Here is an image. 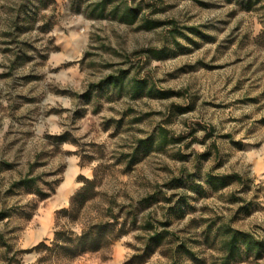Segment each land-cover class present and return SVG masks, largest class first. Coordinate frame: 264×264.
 I'll return each mask as SVG.
<instances>
[{"label":"rangeland","instance_id":"obj_1","mask_svg":"<svg viewBox=\"0 0 264 264\" xmlns=\"http://www.w3.org/2000/svg\"><path fill=\"white\" fill-rule=\"evenodd\" d=\"M0 264H264V0H0Z\"/></svg>","mask_w":264,"mask_h":264},{"label":"trees","instance_id":"obj_2","mask_svg":"<svg viewBox=\"0 0 264 264\" xmlns=\"http://www.w3.org/2000/svg\"><path fill=\"white\" fill-rule=\"evenodd\" d=\"M239 179L238 176H217L216 178H211L210 182L214 187L224 185L226 179ZM85 186L82 191L78 192L72 197L71 206L72 211L79 213L83 208L85 203L90 198V191H92V182L89 180L85 181ZM66 213V211H63ZM126 222L118 224L117 219H108L107 221H101L95 224L87 226L81 234L76 235L73 233H65L63 231H56L54 239L50 246L40 243L33 248L34 251H41L42 249L53 252L54 254L61 256L66 259H74L82 256L86 253H95L103 249L109 248L113 242L122 237L129 228H126ZM165 239L160 233H155L149 238V242L153 243L154 246H159L161 241ZM230 254L234 255L235 250H237V236H233L232 241L228 243ZM230 256V257H233Z\"/></svg>","mask_w":264,"mask_h":264}]
</instances>
